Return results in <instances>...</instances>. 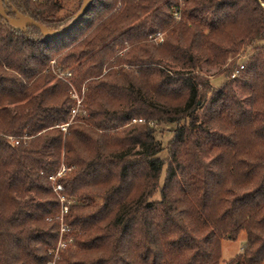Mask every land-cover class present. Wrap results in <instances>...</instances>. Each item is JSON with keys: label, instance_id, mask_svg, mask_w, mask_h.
Returning a JSON list of instances; mask_svg holds the SVG:
<instances>
[{"label": "trees", "instance_id": "trees-1", "mask_svg": "<svg viewBox=\"0 0 264 264\" xmlns=\"http://www.w3.org/2000/svg\"><path fill=\"white\" fill-rule=\"evenodd\" d=\"M0 264H264V0H95L52 41L0 15Z\"/></svg>", "mask_w": 264, "mask_h": 264}, {"label": "rangeland", "instance_id": "rangeland-1", "mask_svg": "<svg viewBox=\"0 0 264 264\" xmlns=\"http://www.w3.org/2000/svg\"><path fill=\"white\" fill-rule=\"evenodd\" d=\"M182 1V0H181ZM181 5L183 6V2H181ZM163 39L166 38V33H161ZM155 37V36H154ZM151 39L152 41H154L156 44L157 43H162L159 42L158 40L155 41V39ZM123 53H125V51H123ZM242 62H240L241 64ZM224 67H209L207 65H204L202 68V73L204 75H206L207 77L211 78L212 83L216 86L219 87L221 86V84L224 82L225 79V75L224 73L222 74ZM85 87H83L82 92H84ZM75 100H81L79 99V97H73ZM81 102V101H80ZM78 107H80V103L77 104ZM77 107V109H78ZM73 115H76L73 113ZM74 117V116H73ZM176 126L175 125H161L158 127L157 129V137L159 139L162 140V142L164 143V145H167L168 142L170 141V139L172 138V130L175 129ZM14 143V140H11ZM155 199H159V197L157 196ZM63 213L61 215V223H63ZM245 240H246V235L245 233H242L239 236V239L237 241H231L229 239L223 240L222 242V260L225 262L230 261L231 259H234L238 254H240L242 252V249L244 247L245 244Z\"/></svg>", "mask_w": 264, "mask_h": 264}, {"label": "water", "instance_id": "water-1", "mask_svg": "<svg viewBox=\"0 0 264 264\" xmlns=\"http://www.w3.org/2000/svg\"><path fill=\"white\" fill-rule=\"evenodd\" d=\"M4 2L5 0H0V15L9 24L15 27H35L38 30H40L45 40L52 41L72 31L77 26V24H79L80 21L87 15L92 5L94 4L95 0H83L82 7L78 11V13L74 16V19L72 20V22L62 30L50 29L44 26L43 24L33 20L32 18L23 15L17 10H14V12L16 13L15 18H11L7 16L4 11Z\"/></svg>", "mask_w": 264, "mask_h": 264}, {"label": "built area", "instance_id": "built-area-1", "mask_svg": "<svg viewBox=\"0 0 264 264\" xmlns=\"http://www.w3.org/2000/svg\"><path fill=\"white\" fill-rule=\"evenodd\" d=\"M154 39H155V41L158 40L159 42H163V40H164L161 33L156 34ZM233 77H235V75H233ZM79 103H80V100H79ZM74 114H76V111H74ZM67 126L68 125L62 127V130L66 131L67 130ZM59 175H61V173ZM61 190H62L61 186H57L56 187V192H60ZM61 199H62V203H65V199L64 198H61ZM67 211H68V208L64 206L63 207V215L66 214ZM67 232H68V230H67L66 226L62 223L61 235L66 234ZM69 241H71V240H69ZM66 248H67V244L62 241L60 243V245H59V249H66Z\"/></svg>", "mask_w": 264, "mask_h": 264}]
</instances>
